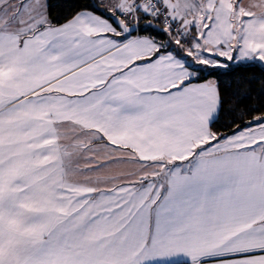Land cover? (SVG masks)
<instances>
[{"label": "snow or ice", "instance_id": "6c2138e0", "mask_svg": "<svg viewBox=\"0 0 264 264\" xmlns=\"http://www.w3.org/2000/svg\"><path fill=\"white\" fill-rule=\"evenodd\" d=\"M0 264H264V0H0Z\"/></svg>", "mask_w": 264, "mask_h": 264}, {"label": "trees", "instance_id": "16d2710c", "mask_svg": "<svg viewBox=\"0 0 264 264\" xmlns=\"http://www.w3.org/2000/svg\"><path fill=\"white\" fill-rule=\"evenodd\" d=\"M54 3H62V0H53ZM80 3H84L86 2V0H79ZM61 11V9L58 7L55 9V13H59ZM256 75H259V73H255ZM246 75L251 76L253 75L252 72L247 73ZM260 88V84L257 83L255 84V89L256 92L253 93V99L251 101H248L246 103H248L249 105H258L260 103V98L258 97V90Z\"/></svg>", "mask_w": 264, "mask_h": 264}]
</instances>
